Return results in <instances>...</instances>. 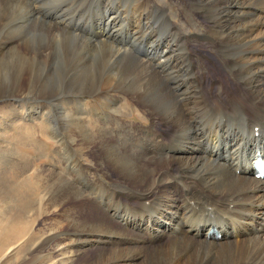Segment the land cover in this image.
<instances>
[{
    "label": "bare ground",
    "instance_id": "1",
    "mask_svg": "<svg viewBox=\"0 0 264 264\" xmlns=\"http://www.w3.org/2000/svg\"><path fill=\"white\" fill-rule=\"evenodd\" d=\"M203 1V3L207 4L208 11L201 10L203 11L201 13L203 14L202 17L206 22L208 15L211 24L202 26L208 34L212 33L216 35L215 38H212V44L220 39L221 43H225L222 48L228 44L227 46L235 47V51L242 52V58L238 59V62L242 65L241 71L243 68L245 74L241 77H236L232 72L224 74L226 71L223 73L224 75L216 71L208 74L206 70L207 66L202 65V63L199 70L183 73L180 69H175L177 61L175 62V59H173L175 57H173L174 54H167L173 44L164 45L163 48L165 50L161 52L165 53L166 57L162 54L156 61V54L159 50L155 47L156 39L149 42L150 44L132 39L130 47L134 54L131 51L127 52L124 49L125 47H115L111 44H105L102 40L98 43L90 42L89 44L97 51L93 65L89 67L86 73H81L79 76L68 81L73 89H75L74 85L82 88L90 85L88 83H91L93 79L99 82L100 76L98 72L105 64L108 63L115 66L134 61L153 77L146 89L142 88V86H137L138 88L133 91V94L137 102L142 103L149 109V113L153 116V119L158 117V121L164 125L161 129L157 127V120H153L152 124L149 125L150 130H147L149 132L147 134V144L151 145L148 146L149 150H147L145 155L141 152V155H136L135 151L127 149L128 147L125 148L126 146L122 148L135 163L132 167L129 162L123 160L121 157H115V154L112 153L113 151H110L111 148L107 149L108 151L102 150V145L107 139H103L100 135H92V132L90 135L87 132V126H82L75 116L70 120L72 124L80 123L81 129L84 131V136L80 134L83 137V144L89 145L88 147L90 148H99L100 154L94 153L96 160H102L106 163L109 166L108 169L113 173L110 174L116 177V182L128 189V191L125 190L127 191L125 193L127 197L126 201L135 202L138 207L145 210L144 212L152 214L151 220L145 222L144 226L136 225V228H144L147 232V237L145 238L139 235L137 237L131 228L130 233L123 227L124 222L122 219L114 220L112 213L115 211L112 213L108 211L106 214L104 212V219H102L104 221L93 218L95 220L91 222L96 224L98 232L103 230L109 231L117 235L118 238H113L114 236L107 240L103 238V246L101 248H97L96 250L91 249L92 251L86 250V252L84 250L83 256H86H80L83 257L82 259H89L92 264H264V178L256 177L253 171L254 159L257 156L264 158V120L251 118L247 113L249 111L252 114L264 115V105L262 104L264 103V3H262L263 0ZM253 5L263 6L256 9ZM19 6L24 7L29 18L33 16L39 19L37 16L39 12L36 14L35 7L31 6L26 0H2V3L0 2V14L7 10L11 11L10 14H13ZM213 9L215 12H212ZM259 11L261 12L260 14L258 13ZM236 13H244L250 21L247 19L245 22L243 20V22H240L241 20L238 21L239 19L236 21L233 18ZM19 15L17 20L25 19L27 21L24 10ZM184 20L186 19L184 18ZM178 33H180V30ZM55 39L57 38H54L51 42L53 55L57 56L54 63L48 64L46 61L38 63L31 57H27L26 55L21 56L17 53H10V55L0 60V94L13 88L19 89L23 84H27L32 77H35L31 75L32 71L38 72L41 75L40 83L43 86H48V84H43V82L46 81V78L50 80L52 78H50V75H59V69H64L63 63L66 57L76 48L75 39L77 38L72 34L60 35L58 40L61 42L62 49L59 52L54 42ZM180 39L182 38L180 37ZM203 40L210 43V40H206L204 36L201 37V41ZM107 52L110 53V59L106 57ZM139 52L140 54L146 53V56L143 54L145 57H140ZM238 54L240 53L238 52ZM161 57L164 58V63L162 62L163 59H160ZM171 61H173V66H168ZM221 63L224 66L223 61ZM152 64H161L162 66L164 64L165 67L162 70H157L153 68ZM51 66L55 67L53 72H51ZM150 66L153 72L149 69ZM193 81L197 82L193 84ZM212 82L214 83L213 85L211 84ZM104 84V86H101L109 87L112 82L111 80H107L104 81ZM186 84L187 86L185 87ZM214 85L217 86L216 89L213 88ZM3 86L9 87L8 90L2 88ZM93 89L89 91H93ZM110 97L112 98L111 95ZM239 104L242 105L240 106ZM113 105V107H111L112 105L107 106L108 110H106V114L109 115L110 112L119 111L121 108L118 107L115 100ZM238 105L240 109L236 107ZM83 106L84 104L80 108L78 106V108L82 109L84 108ZM209 111H215L216 113L211 119L207 115ZM239 111L246 115L243 116L246 120L245 128H243L245 124L242 126L243 120L241 122L237 118H234V121L231 120L232 118L230 119V115H237L238 117ZM112 117L116 120L115 116ZM132 127L135 128L138 137L146 133L143 126L135 125ZM255 127H258L259 132L255 131ZM138 142L134 143L138 144ZM157 148H160V150H157ZM150 149L151 154L148 153ZM133 156L134 158H132ZM83 168L85 167L83 166ZM101 173H103V170ZM57 176L56 174L54 175L55 179ZM75 177L80 176L76 175ZM58 178H60V183H65L61 177ZM76 180V182H79L78 179ZM98 185L96 184V186ZM70 187L75 196L71 194L67 202L80 199L78 198L80 196H77L76 189L72 186ZM111 191L110 193L114 194L115 191ZM122 191H119V193ZM45 196L47 194L43 195L41 201L47 204V213H54L55 209L60 206L58 202L62 197L57 195L49 196L45 200ZM96 204H98L97 201ZM85 211H87V207ZM78 212L80 213L81 211L78 210ZM119 212L117 214H120ZM88 214L92 215L91 213ZM117 214L115 217H117ZM98 215L100 214L98 213ZM30 217L32 219V216ZM70 224L73 226V223ZM6 225L8 228H6L7 231L5 232H7V235L11 234L9 236L11 239L24 232V226H17L10 224V222ZM54 228L53 230L51 229L52 232L58 230ZM83 239L84 243L90 244L92 247L94 243H98L88 236ZM72 242H75V240Z\"/></svg>",
    "mask_w": 264,
    "mask_h": 264
},
{
    "label": "rangeland",
    "instance_id": "2",
    "mask_svg": "<svg viewBox=\"0 0 264 264\" xmlns=\"http://www.w3.org/2000/svg\"><path fill=\"white\" fill-rule=\"evenodd\" d=\"M26 1L35 7L36 14L39 12L37 15L39 19L32 16L34 21L29 18L27 11L21 6L13 14H10L11 11L9 10L0 14V60L10 55V53H17L21 56L31 57L38 63L46 61L51 64L56 62L55 59L57 58V56L53 55V46L51 45L54 38H57L54 42L57 45L58 52L62 49L61 42L58 40L61 34H72L77 39H75L76 48L66 57L63 63L64 69H59V75H50V78H52L50 80L46 78V81L43 82V84H48V86H43L40 83L41 75L32 71L31 75L35 77H32L27 84L22 82L23 86L21 88L8 90L9 87H2L8 91L0 94V264H92L89 259H82L86 256H83L86 250L92 251L101 248L103 246V238L107 240L113 236V238H118V236L105 230L98 232L96 224L91 221L95 219L104 221L102 220L104 219V212L106 214L108 211L111 213L115 211L112 213L114 220L122 219L124 228L129 232L131 228L137 237L139 235L145 238L147 237V232L144 228H136V225L144 226L145 222L151 220L152 214L144 212L145 210L138 207L135 202L126 201L125 193L128 189L116 182V177L112 175L113 173L108 169L109 166L106 163L102 160H96L94 153L100 154L99 148L95 147V150V148H90L88 147L89 145L82 143L83 137L81 136H84V131H82L79 124L87 126L90 131L86 127L84 129L89 134L92 132V135H100L103 139H107L102 145V150L108 151L111 148L110 151H113L112 153L115 154V157H121L129 162L132 167L135 163L122 148L126 146L125 148L128 147L127 149L135 151L136 155H141L140 152L145 155L147 150H149L148 146L151 145L147 144L149 125L152 124L153 120H157V127L160 129L164 125L158 121V117L153 119L149 109L142 103L137 102L133 94V91L138 88L137 86H142V88L146 89L153 77L134 61L115 66L108 63L105 64L98 72L100 76L99 82L93 79L91 83H88L91 86L80 88L74 85L76 90L79 89L76 91L69 85L68 81L70 79L79 76L81 73H86L89 67L93 65L97 51L89 43H98L102 40L105 44L125 47L124 49L127 52L131 51L134 54L130 47L132 39L147 42L145 44H150L149 42L156 39L155 47L160 50L156 54L158 56H156V61L162 54L166 57L165 53L161 52L165 50L163 46L173 44L171 47L172 52L170 49L167 54H174L173 57H175L173 59H175V62L177 61L175 69L178 68L183 73H191L199 70L202 63V65L207 66L208 74L215 71L222 75L232 72L236 77H241L245 74L243 68L241 71L242 65L238 62V59L242 58V52L235 51L236 48L230 45L227 46L228 44H226V48L224 47L225 49L222 48L225 43H221L220 39L213 44L211 43L212 38H215L216 35L208 34L202 26L211 24L208 15L206 22L202 17L203 14L201 13L208 11L207 4L203 3V0H186V2L185 0ZM0 2L2 3V0ZM262 3H264V0ZM261 6L263 5H253L256 9L262 8ZM23 10L27 21L25 19L17 20ZM212 12H215V10L213 9ZM258 13L260 14L261 12L259 11ZM233 18L236 21L238 19V21L241 20L240 22L250 21L244 13H236ZM179 30L180 33H178ZM135 31L139 34H136ZM203 36L206 40H210V43L204 40L201 41ZM143 54L146 56V53L140 54L139 52L140 57H145ZM147 55L149 54L147 53ZM106 57L110 59L109 52H107ZM160 59H163V63L165 62L164 58L161 57ZM221 61H223L224 66ZM171 63L168 66H173V61ZM160 65H153V68L162 70L165 67L164 64L161 67ZM50 68L52 69L51 72H53L55 67L51 66ZM149 69L153 72L151 66ZM107 80H111L112 84L109 87L107 86L108 88L102 87L101 85L104 86V81ZM196 82L193 81V84ZM211 84L213 85L214 83L212 82ZM216 87L215 85L213 86L214 89ZM92 88H94L93 91H89ZM114 100L118 107H121V111L120 109L119 111H112L108 115L106 114L107 106L112 105L111 107H113ZM83 104L84 108L79 109ZM262 104L264 105V103ZM239 105L241 106L242 104ZM239 105L236 106L238 109H240ZM42 113L45 114L43 115ZM208 113L209 119L216 115L215 111H209ZM247 113L251 118L264 120V115L252 114L249 111ZM73 116L79 120V124H72L70 120ZM112 116H115L116 120ZM243 116L246 115L239 111L238 117L237 115H230V119L232 118L231 120L234 121L237 118L241 122L243 120L242 126L245 124L243 126L245 128L246 120ZM131 125L145 127L146 133L138 137L135 128ZM136 137L139 142L135 139ZM134 142H138V144ZM157 150H160V148H157ZM150 152L151 149L148 153L151 154L152 152ZM73 158L75 159L72 160ZM62 160L66 163L62 162ZM100 169L103 170V173H101L102 170ZM55 174L58 175L56 179L54 177ZM76 175L80 177H75ZM58 177H61L65 183H60V178ZM76 179L79 182H76ZM81 180L84 181L83 184ZM113 180L114 182H112ZM95 183L97 185L99 183V185L96 186ZM70 186L76 189L77 196L79 195L80 197L78 198L80 199L67 202L71 194L75 196ZM121 190L123 191L119 193ZM110 191L115 192L111 194ZM42 193L47 194L44 197L45 200L49 196L57 195L62 197L58 202L60 206L55 209L54 213H47V204L41 201L44 195ZM96 201L98 204H96ZM85 206L87 211H85ZM78 210L81 212L79 213ZM117 212L120 214H117ZM116 214L117 217H115ZM30 216H32V219H30ZM31 221L32 223L30 224ZM8 222L17 226H24V232L11 239L9 237L11 234L7 235V232H5L7 231L6 228H8L6 225ZM70 223H73V226ZM83 223L85 224L83 225ZM53 226L59 227L54 228ZM53 228L58 230L52 232ZM82 236L83 238L91 237L94 242H100L101 244L94 243L95 246L93 245L92 247L90 244L84 243ZM71 240H75V242ZM11 241L14 242L11 243ZM79 247L81 248L80 250ZM82 248L84 249L82 250Z\"/></svg>",
    "mask_w": 264,
    "mask_h": 264
}]
</instances>
